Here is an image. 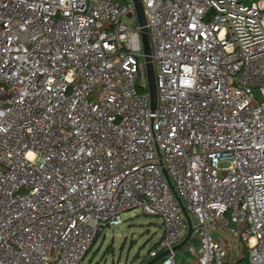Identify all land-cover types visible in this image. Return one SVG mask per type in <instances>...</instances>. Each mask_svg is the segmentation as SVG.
Here are the masks:
<instances>
[{"label": "built area", "instance_id": "1", "mask_svg": "<svg viewBox=\"0 0 264 264\" xmlns=\"http://www.w3.org/2000/svg\"><path fill=\"white\" fill-rule=\"evenodd\" d=\"M142 5L155 111L133 0H0V264H81L136 209L180 264L183 208L190 264H264V0Z\"/></svg>", "mask_w": 264, "mask_h": 264}, {"label": "rangeland", "instance_id": "2", "mask_svg": "<svg viewBox=\"0 0 264 264\" xmlns=\"http://www.w3.org/2000/svg\"><path fill=\"white\" fill-rule=\"evenodd\" d=\"M122 22L130 27L136 25L127 17L123 18ZM122 218L123 225L101 237L81 264H141L143 262L150 248L161 239V221L157 217L146 216L140 209L129 211L123 214ZM210 233L219 236L212 228ZM191 261L192 259L190 263Z\"/></svg>", "mask_w": 264, "mask_h": 264}, {"label": "water", "instance_id": "3", "mask_svg": "<svg viewBox=\"0 0 264 264\" xmlns=\"http://www.w3.org/2000/svg\"><path fill=\"white\" fill-rule=\"evenodd\" d=\"M133 2L135 5V9H136L138 23H139V26L141 27L143 53L145 56L147 78H148L149 91H150V97H151V110L155 111L156 106H157V90H156V85H155L154 67H153L152 58H151L150 38H149L148 30L146 28V18L144 14V8L142 5V0H133ZM183 213L189 223L190 228H189V232H188L186 239L183 241L181 245H179L176 248L177 250L184 247L191 240L192 234H193L191 220L188 217L184 208H183ZM167 255L168 253H164L162 257H166Z\"/></svg>", "mask_w": 264, "mask_h": 264}, {"label": "trees", "instance_id": "4", "mask_svg": "<svg viewBox=\"0 0 264 264\" xmlns=\"http://www.w3.org/2000/svg\"><path fill=\"white\" fill-rule=\"evenodd\" d=\"M160 228H162V225H160ZM99 239H101L100 235H98L96 242ZM157 245L158 243L156 245H153L152 248H150L148 254L143 259V262L141 264H162V261L164 260L162 258V254L157 255V257L150 256L151 252L157 247ZM192 246H197V241H191L188 245L178 249L177 259L180 261V264H190V260L192 259L190 248ZM236 264H250L248 259V252L246 249L244 250L243 257L238 262H236Z\"/></svg>", "mask_w": 264, "mask_h": 264}]
</instances>
